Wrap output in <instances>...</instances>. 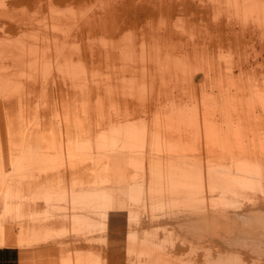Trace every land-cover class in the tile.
<instances>
[{
	"label": "rangeland",
	"instance_id": "1",
	"mask_svg": "<svg viewBox=\"0 0 264 264\" xmlns=\"http://www.w3.org/2000/svg\"><path fill=\"white\" fill-rule=\"evenodd\" d=\"M0 227L20 264H264V0H0Z\"/></svg>",
	"mask_w": 264,
	"mask_h": 264
},
{
	"label": "bare ground",
	"instance_id": "2",
	"mask_svg": "<svg viewBox=\"0 0 264 264\" xmlns=\"http://www.w3.org/2000/svg\"><path fill=\"white\" fill-rule=\"evenodd\" d=\"M18 1V0H16ZM19 1H26V0H19ZM75 203H77L78 201H84L85 203H87L88 206H91L93 208H91L90 210L92 211V209H94L95 207H99L100 209H105L106 204L103 202V204L101 203L103 201V197L100 196V195H94V193H84V194H81V195H77V196H74V198L72 199ZM95 200H98L99 201V204L98 206H94L92 204L93 201ZM90 218V216H88ZM88 217H84L85 220L84 221H87L89 218ZM97 217V216H96ZM87 219V220H86ZM90 220V219H89ZM92 220H94V217L92 218L91 217V224H92ZM15 245H18V242L15 238L14 235L11 234L10 230L8 228H3V227H0V247H8V246H15ZM157 246V245H156ZM174 246V245H173ZM149 247V246H148ZM153 247V246H152ZM151 247V248H152ZM156 250V249H155ZM171 250V249H170ZM144 251V250H143ZM142 253V251H141ZM145 253H148V252H145ZM160 256V254H159ZM158 256V257H159ZM152 258H155L152 256ZM160 258V257H159ZM138 261V260H137ZM23 264V263H22Z\"/></svg>",
	"mask_w": 264,
	"mask_h": 264
},
{
	"label": "crops",
	"instance_id": "3",
	"mask_svg": "<svg viewBox=\"0 0 264 264\" xmlns=\"http://www.w3.org/2000/svg\"><path fill=\"white\" fill-rule=\"evenodd\" d=\"M20 254L13 247H0V264H20Z\"/></svg>",
	"mask_w": 264,
	"mask_h": 264
}]
</instances>
